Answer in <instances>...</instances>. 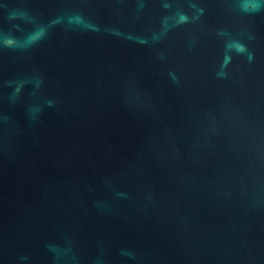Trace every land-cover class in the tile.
<instances>
[{
  "label": "water",
  "instance_id": "water-1",
  "mask_svg": "<svg viewBox=\"0 0 264 264\" xmlns=\"http://www.w3.org/2000/svg\"><path fill=\"white\" fill-rule=\"evenodd\" d=\"M0 264H264V0H0Z\"/></svg>",
  "mask_w": 264,
  "mask_h": 264
}]
</instances>
